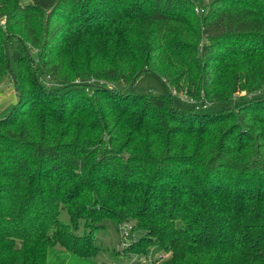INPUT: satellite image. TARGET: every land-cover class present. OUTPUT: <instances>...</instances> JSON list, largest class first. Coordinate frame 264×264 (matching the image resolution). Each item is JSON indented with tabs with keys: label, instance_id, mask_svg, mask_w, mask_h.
Returning <instances> with one entry per match:
<instances>
[{
	"label": "trees",
	"instance_id": "16d2710c",
	"mask_svg": "<svg viewBox=\"0 0 264 264\" xmlns=\"http://www.w3.org/2000/svg\"><path fill=\"white\" fill-rule=\"evenodd\" d=\"M145 72L200 105L262 89L264 0H0L18 96L0 119V264L95 260L104 219L134 220L126 251L156 246L158 264H264V130L227 125L264 97L181 111L129 91Z\"/></svg>",
	"mask_w": 264,
	"mask_h": 264
},
{
	"label": "rangeland",
	"instance_id": "374dc122",
	"mask_svg": "<svg viewBox=\"0 0 264 264\" xmlns=\"http://www.w3.org/2000/svg\"><path fill=\"white\" fill-rule=\"evenodd\" d=\"M28 0H22V2H27ZM203 3L207 2V0H202ZM11 49H15L18 47V42L16 39H11L10 41ZM33 53L35 50L33 49ZM11 68L13 73H16V65L13 60H11ZM12 76H5L3 80L0 81V119L3 118L17 103L18 96L16 92L15 85L11 78ZM43 81L49 85L54 86L55 84L51 82L48 77L43 76ZM94 80L85 79L84 82H91L93 83ZM116 90H124L126 86L119 82L115 85H111ZM129 91L133 94H163L167 96L171 100V104L175 109H179L181 111H189L195 108V110L199 112H210V111H220L223 110L225 112H236L239 108L243 105L246 101H251L255 98H262L264 97V87L258 91L254 92H247L245 90L239 91L235 93L231 99L220 102V103H207L205 105H200L195 102L194 99L188 97L183 93H176L170 87H168L161 78L151 72H145L141 76H139L132 85H129ZM193 101V102H192ZM249 111L250 116L248 118L247 127L243 128L242 125L239 123L236 116L232 117L230 122H227V125H231L229 127L232 128L234 125L238 126V128L242 129V132H248L247 130L251 127L254 128V132H262L264 130V110L262 109V105L255 104ZM243 111H240L238 117L240 118ZM256 114V115H252ZM242 127V128H241ZM261 139L258 138L256 141L258 143H262L264 141V133H261ZM252 142V141H251ZM195 144V141H193ZM190 168H194L197 171L201 170L193 165V163H188L184 169L187 171L191 170ZM183 169V170H184ZM192 169V170H194ZM191 170V172H192ZM170 174L173 175L171 179L175 180L178 177L176 174H181L178 171L172 170ZM62 215V214H61ZM63 217V215H62ZM66 219V218H65ZM132 225H136L134 220L129 221ZM104 227L100 229L97 233V244L101 246V253L95 260L87 261L85 264H100V262L106 261L109 264L116 262L115 258L110 256V251L115 249V246L120 242V237L117 231V224L110 220L104 219L103 220ZM82 230V229H80ZM134 239H138L140 236V230L138 228L133 227ZM129 240L132 238H128ZM147 246V245H146ZM154 246H148L146 248H153Z\"/></svg>",
	"mask_w": 264,
	"mask_h": 264
},
{
	"label": "built area",
	"instance_id": "2783aa9c",
	"mask_svg": "<svg viewBox=\"0 0 264 264\" xmlns=\"http://www.w3.org/2000/svg\"><path fill=\"white\" fill-rule=\"evenodd\" d=\"M201 9L196 7V11ZM120 242L115 246V250L120 252L121 260L112 264H158L168 257V253L157 249L156 246L147 251H126L134 239L133 225L129 221L116 223ZM132 238V239H128ZM125 252V253H124Z\"/></svg>",
	"mask_w": 264,
	"mask_h": 264
}]
</instances>
